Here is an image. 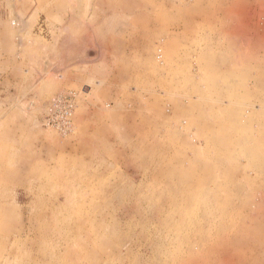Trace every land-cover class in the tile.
Wrapping results in <instances>:
<instances>
[{
  "label": "rangeland",
  "instance_id": "rangeland-1",
  "mask_svg": "<svg viewBox=\"0 0 264 264\" xmlns=\"http://www.w3.org/2000/svg\"><path fill=\"white\" fill-rule=\"evenodd\" d=\"M0 36V264H264V175L208 103L264 131V0H0ZM194 150L228 201L193 202Z\"/></svg>",
  "mask_w": 264,
  "mask_h": 264
},
{
  "label": "bare ground",
  "instance_id": "bare-ground-1",
  "mask_svg": "<svg viewBox=\"0 0 264 264\" xmlns=\"http://www.w3.org/2000/svg\"><path fill=\"white\" fill-rule=\"evenodd\" d=\"M200 1V0H199ZM119 3V2H118ZM127 8V7H126ZM102 12V11H101ZM106 12V11H105ZM14 15V14H13ZM126 17V16H125ZM83 24V23H81ZM227 49V48H226ZM230 49V48H229ZM222 50V49H220ZM225 50V49H224ZM227 51V50H226ZM233 51V49H232ZM229 52H227L228 54ZM90 55V53H88ZM226 54V53H224ZM222 58V57H221ZM219 58L220 61L224 62L223 59ZM205 62L204 64L206 63H209V59L207 57H205ZM201 60H203V58H201ZM150 63H151V69H152V74H157V73H160L161 71V68L160 67H157L156 64L154 63L152 57L150 58ZM233 63V66H231V69L230 71L227 70V71H220V70H217V72L214 74L215 75V79H213L214 81H220V80H224L225 78H227L228 76H235L236 73H234V71H232V69H234V60L232 61ZM147 67V66H146ZM260 70V69H259ZM139 72V71H138ZM150 72V71H149ZM153 76V75H152ZM184 83H187L190 85V88L194 90L195 93H199L198 92V85L193 83L192 81L190 80H184ZM261 83V82H260ZM258 84V83H257ZM208 91L207 93H211L213 92V89H214V85H210L208 86ZM239 92H242L244 93V95H240L237 93L234 94V97H236V99H238L239 96H246L247 94V91L246 89L244 88V85H240L239 86ZM183 95V94H182ZM181 95V96H182ZM237 95V96H236ZM184 96L186 98H189V96H187L186 94H184ZM193 96V95H192ZM202 97H206L204 95H202ZM195 98V97H194ZM210 98V97H209ZM209 98H208V103H209ZM192 100V99H191ZM191 102V101H190ZM189 102V103H190ZM192 106V109L194 110H201L200 107L198 106V102L196 100H192V102L190 103ZM217 105V109L216 110H211V113H213L214 115L216 114H222L224 115L225 114V111H227L228 109L230 111H232V114H229L227 115L226 118H232L234 116H239V118H236L235 122H233L232 126H231V130L232 132H230L231 135L235 136V137H238V138H241L242 139V143H243V146L244 148L242 149V152L241 154L245 157V161L247 162V166L248 167H252L255 168L257 166L258 163H254V162H250V158L251 156H262V149H264V147L260 146L259 142L257 141L258 145H253V144H250V142H256L254 139H261L263 138V134H264V131L262 129L259 130V132H256V133H252L250 131H246V130H242V126L244 125V119L240 117V114L242 113L243 109L244 108H241V106H235L234 104H231L229 106V103L228 101H217L216 103ZM181 107V106H180ZM204 113V111H203ZM227 113V112H226ZM196 114V113H195ZM202 116V115H200ZM195 118V117H194ZM225 118V117H224ZM203 120V119H202ZM208 128H210L209 125H207ZM219 127V126H218ZM141 131V130H140ZM229 134V135H230ZM143 135V133H142ZM209 136V135H208ZM231 137V136H230ZM198 139L202 140L203 137L200 135L197 136ZM154 139V138H153ZM163 140V139H162ZM161 140V141H162ZM198 140V141H200ZM205 142H207V147L208 148H212V146H215L213 149H216V145L217 143L211 141L209 138L208 139H203ZM209 140V142H208ZM239 141V140H238ZM239 143V142H238ZM143 149V147L141 148ZM195 151V157H194V160L193 162L195 163V165L197 167H201L203 169H206V168H209L210 170V173L207 174V176L203 177L202 179H197L196 181L192 182L188 177H187V174L184 175V178H183V184H185V186L189 183H193L192 185H195L194 189H193V202H196V204H199L200 203V200L202 201V204L205 202V204H207V202H210V201H215V205L219 203V205L221 203H223V201L227 200L228 201V194L230 193V190L231 188H233L234 186L233 185H230L229 184V179L228 177H221V174L220 172L218 171V168H217V165H215V163H213L211 160H208L209 163H206L202 160H200L199 158V154H200V150H194ZM147 152L149 153L150 151L147 150L146 151V154ZM212 152H214V150H212ZM183 156V154H182ZM212 159L213 161H215V159H218L220 161H223L225 163L228 164V161H229V157L227 155H225L224 153H221V151L219 153H217L216 151L213 153V156H212ZM227 159V160H226ZM235 159V157H234ZM262 160V159H261ZM221 164V163H220ZM212 170V171H211ZM253 170H257V169H253ZM239 173V172H238ZM226 174V173H225ZM243 179H245L246 177L245 176H242ZM235 180L237 181L238 180V177L235 176ZM203 186V187H202ZM193 187V186H192ZM205 187V188H204ZM207 188V189H206ZM206 189V190H205ZM240 189V187H239ZM233 190V189H232ZM235 190V188H234ZM233 190V191H234ZM190 192V191H189ZM229 192V193H228ZM188 193V192H187ZM195 194V196H194ZM237 194V193H236ZM191 200H192V197H190ZM189 199V198H187ZM224 206H222L223 208ZM224 209V208H223ZM11 211V210H10ZM190 212L186 215V217H184V224H189V225H193L196 227V223H194V221H190L188 220L189 216H191V211L192 210H189ZM10 214V215H9ZM8 215L9 216H12V213H9ZM15 215V213H14ZM208 215H206L205 213L203 214V216H201L200 219H203L204 218L206 219ZM179 219V217H178ZM182 221V220H181ZM192 223V224H191ZM204 223H211V221H206ZM200 226V225H199ZM192 227V226H191ZM194 227V228H195ZM185 228V227H184ZM193 228V229H194ZM192 229V228H191ZM197 229V228H196ZM183 233V232H182ZM179 234V233H178ZM224 236V235H223ZM221 239V238H220ZM225 242H229L230 243V239L228 236H226V238L224 239ZM197 242H198V239H197ZM194 251V250H193Z\"/></svg>",
  "mask_w": 264,
  "mask_h": 264
},
{
  "label": "crops",
  "instance_id": "crops-1",
  "mask_svg": "<svg viewBox=\"0 0 264 264\" xmlns=\"http://www.w3.org/2000/svg\"><path fill=\"white\" fill-rule=\"evenodd\" d=\"M10 25H11V23H10ZM12 26V25H11ZM11 30V29H10ZM9 33H10V31H9ZM1 37V36H0ZM3 38L4 39H2L1 41H3V43L6 41V39H5V36H3ZM11 49H13L12 48V46L11 45H4V48L1 46V52L4 54V55H6V54H9L10 52H11ZM205 57H207V56H205V55H203L201 58H203V62H205ZM206 66H210L209 64H205ZM217 72V70L214 72V74ZM238 76V75H237ZM235 76H228L227 78H225L224 80H220V81H228V79H231V78H234ZM202 82V81H201ZM197 85H198V83H196ZM242 83H239L238 85H237V87H236V91L240 94V95H244V93H242V92H239V86L241 85ZM243 85V84H242ZM190 86V85H189ZM215 90V86H214V89H213V91ZM234 90H235V88H234ZM235 94V93H234ZM247 95V94H246ZM240 97H245V96H239L238 98H240ZM217 101L218 100H215L214 101V99H212V97H210L209 98V103L211 104V105H215V106H217L216 105V103H217ZM242 113L240 114V117L242 118ZM236 118H239V116H234V117H232V118H226V120L228 121V123L230 124V128H231V126H232V124H233V122H235V120H236ZM242 127H247V123H246V121H244V125L242 126ZM242 130H244L243 128H242ZM246 131H248V130H246ZM214 148V147H213ZM218 151H219V149H217ZM216 151V149H214V152ZM214 152H212V153H214ZM213 156V155H212ZM257 157L258 156H251V158H250V162H254V163H258L257 164V166L255 167V168H253V169H257L258 170V172L260 173V174H263L264 175V169H263V162H264V160L262 159H260V160H257ZM248 169H252V167H248L247 166V162L245 161V167H244V170H248ZM243 170V171H244ZM241 172V173H244V172ZM244 176V175H243ZM199 179V178H198ZM197 180V179H196ZM195 180V181H196ZM241 182H243V180H240ZM238 194L239 195H245L246 193H244V190H242L241 188L240 189H238ZM247 195V194H246ZM185 210H188V209H185ZM194 214V212L193 211H191V216ZM191 216H189L188 218H189V220L190 221H192L191 220ZM200 218H201V216H203V214L201 213L200 215ZM208 218H209V216H207V221H209L208 220ZM194 223H196L195 221H194ZM196 226H197V223H196ZM230 241H231V239H230ZM225 242V241H224ZM225 244H228L227 242H225Z\"/></svg>",
  "mask_w": 264,
  "mask_h": 264
},
{
  "label": "water",
  "instance_id": "water-1",
  "mask_svg": "<svg viewBox=\"0 0 264 264\" xmlns=\"http://www.w3.org/2000/svg\"><path fill=\"white\" fill-rule=\"evenodd\" d=\"M88 53H90V55H89V54H87L88 56H92V55H93V52H91V51H90V52H88Z\"/></svg>",
  "mask_w": 264,
  "mask_h": 264
}]
</instances>
